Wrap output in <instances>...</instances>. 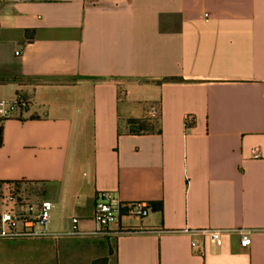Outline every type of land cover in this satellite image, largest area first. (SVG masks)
I'll use <instances>...</instances> for the list:
<instances>
[{"label": "crops", "instance_id": "0c3cea01", "mask_svg": "<svg viewBox=\"0 0 264 264\" xmlns=\"http://www.w3.org/2000/svg\"><path fill=\"white\" fill-rule=\"evenodd\" d=\"M18 94L0 190L44 188L51 235L0 239V264H264V0L0 1V100ZM103 191L148 215L70 235Z\"/></svg>", "mask_w": 264, "mask_h": 264}, {"label": "built area", "instance_id": "2783aa9c", "mask_svg": "<svg viewBox=\"0 0 264 264\" xmlns=\"http://www.w3.org/2000/svg\"><path fill=\"white\" fill-rule=\"evenodd\" d=\"M3 2H18L24 0H0ZM30 106V100L23 94H18L10 100H0V118L21 116ZM160 107L151 106L147 112L149 117H159ZM193 123V116H186V126ZM255 156H259L255 153ZM25 190H16L12 186L5 189L1 197L0 209V239L39 238L51 235L48 230V222L53 210V202L50 199L41 198L33 200ZM149 213L148 204L145 201H124L110 191L100 192L96 197L93 218L95 229L84 231L79 227V218H72V227L69 234L80 236L84 234H100L112 223L117 222L125 216L143 218ZM188 232V230H186ZM240 244L248 247L252 243L250 230H238ZM204 236L209 237L217 245L223 242L222 233L219 229H203L200 231ZM191 246L198 254L204 255L206 250L204 244L193 240Z\"/></svg>", "mask_w": 264, "mask_h": 264}, {"label": "rangeland", "instance_id": "374dc122", "mask_svg": "<svg viewBox=\"0 0 264 264\" xmlns=\"http://www.w3.org/2000/svg\"><path fill=\"white\" fill-rule=\"evenodd\" d=\"M20 187L25 190L24 192L29 193L33 200L41 199L40 197L46 196L45 189L39 188V186H34L32 184H27V183H24V184L21 183ZM3 193H5V189L0 190V209H1V197ZM52 213H53V210L51 212V215Z\"/></svg>", "mask_w": 264, "mask_h": 264}, {"label": "trees", "instance_id": "16d2710c", "mask_svg": "<svg viewBox=\"0 0 264 264\" xmlns=\"http://www.w3.org/2000/svg\"><path fill=\"white\" fill-rule=\"evenodd\" d=\"M164 80H182V78H166ZM22 182H24V181H11L10 183L12 184V187L15 188L16 190H22V188L20 187ZM160 204H162V203H159V205ZM136 230H137L136 228L129 227L127 231L128 232H134ZM101 261L103 262V264H106L108 259L105 257V258H102Z\"/></svg>", "mask_w": 264, "mask_h": 264}]
</instances>
